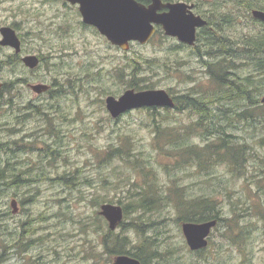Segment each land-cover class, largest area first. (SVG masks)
Wrapping results in <instances>:
<instances>
[{"label": "rangeland", "instance_id": "1", "mask_svg": "<svg viewBox=\"0 0 264 264\" xmlns=\"http://www.w3.org/2000/svg\"><path fill=\"white\" fill-rule=\"evenodd\" d=\"M171 2L194 4L195 12L208 21L217 19L208 14L213 0ZM236 10L230 2L219 10L232 11L231 24L216 34L231 47L212 50L198 36L199 54L180 48L160 29L147 44L133 43L124 51L85 25L77 8L63 1L0 0V29H16L23 38V55L41 59L31 70L19 60L9 63L11 50L0 46V79L8 89L0 97V264H113L110 251L115 241L131 253L146 241L158 253L148 264H264V215H256L264 213V147L259 145L264 136V119L259 116L264 110L256 113L255 123L245 111V105L253 108L248 101L215 98L209 106L211 128L223 129L246 153L241 170L213 161L204 169L173 165L174 157L167 152L176 155L175 143L184 139L199 147L217 143L216 134L202 137L210 127L193 132L184 125L190 122L187 114L168 111H132L116 120L105 105L107 97L119 98L132 89V78L143 81L144 89H194L206 95L211 86L206 63L264 31L262 23L251 19L250 9ZM236 67L228 79L238 85L253 76L249 86L253 91L255 83L261 101L263 77H256L251 66L236 62ZM175 68L181 70L174 74ZM11 78L14 86L8 87ZM38 84L50 85V94L36 97L30 85ZM6 96L10 104L4 102ZM28 103L45 105V117L37 112L32 117L26 111ZM224 109L231 114L227 120ZM154 126L167 129L168 141L155 140ZM21 127L40 130L41 151L21 158L17 148L10 152L9 144L16 143ZM10 156L20 160L15 167ZM28 169L29 176L42 180L37 184L40 191L37 186L28 190L9 185V179ZM174 186L190 198L204 194L216 199L221 220L202 251H190L186 244L171 195ZM142 194L150 201L159 196L158 209H139ZM15 198L26 202L17 206V213L10 206ZM104 204L129 206L122 221L128 225L110 231L98 214ZM135 225L141 226L140 232Z\"/></svg>", "mask_w": 264, "mask_h": 264}, {"label": "trees", "instance_id": "2", "mask_svg": "<svg viewBox=\"0 0 264 264\" xmlns=\"http://www.w3.org/2000/svg\"><path fill=\"white\" fill-rule=\"evenodd\" d=\"M137 1L140 2V0ZM163 1L171 2V0H163ZM227 2H230L235 6V8L237 9L236 12L242 8H244L245 10L248 9L251 10L255 8L264 11V2L262 0H213V3L210 4V9L208 11V14L210 15V17H216L217 19L213 18L212 22L209 21L207 27L202 28L200 33V36L203 38L202 42L205 43V45L208 48H213L221 45L222 46L224 45L226 47L232 46L229 45L230 42L227 41L226 39L221 38L220 36L219 37L216 36L219 30L224 29L226 26H229L231 24L232 11L225 13L219 12L222 5ZM261 25L264 26L263 23ZM236 48L234 46L232 48H227L226 50L222 51L221 54L219 53L218 59L206 63L209 74L208 79L211 82V86L207 87V92H206L207 97L205 96L206 109H207L205 114L207 121L206 127H210V128H207V130H205V133L202 135V137L206 136L208 139V136L210 134L213 135L216 134L215 136L219 139L218 142L207 143L204 147L193 146L191 144L188 145L186 139L175 143V148L177 149L178 153L172 156L173 153L167 152V156H171V158L174 157L173 165H175V162L186 165L195 164L197 167L205 169L213 161L215 163H220V164H229L236 170H241V163L243 157L245 156L246 150L243 147L241 146L238 147V145L234 144L230 140L231 137L227 135V133L223 129L220 132L218 128H211L213 123L211 121L212 117L209 106L214 102L215 98H219V97L224 98L222 99V101H228L231 100V98L243 102L248 101L249 104L253 106L252 108L253 111L252 109L248 108V106L250 105H245L246 107L245 111L246 113L248 110L250 111V115L248 118L253 116L255 118V123H256V119H257L256 113H258L260 110H264V105L261 104L260 102L259 95L261 94V92L259 91V88L255 85V83H253V87H255L256 89L253 88V90L256 91H253L252 93V90L250 89L249 85L252 82L251 79H254V77L251 75L245 77L243 80H240L241 84H239L238 85L239 87H237V85L233 82L234 80L228 79L227 75H230V71L237 68L236 62H238L242 64H247V66H251L255 76L263 77L260 80L264 81V31L263 33L260 32L254 35L253 37H246L241 44L236 46ZM218 60L219 62L217 63ZM220 63L221 65L216 67L217 64ZM142 83L143 81L141 80L135 81L134 78L129 80V86L132 89H138V90L143 89L141 85ZM260 86L264 89L263 85ZM3 92L8 93L7 83L3 84V88L0 92V97L2 96ZM4 102L6 104L11 103L10 100H7V96ZM189 104L191 107H194V110L196 112H198L197 104H194L193 102ZM223 113H225L224 119L227 120L228 118L231 117V114L227 112V110L224 109ZM238 116L243 119L247 118V116L243 115L242 113H238ZM259 117L264 119V111L262 116ZM154 128H155L154 132L156 133V138H155L156 141H158L159 137H164L168 141L169 134L167 133V129H165L164 126L163 127L154 126ZM201 128H202L201 124H197V126L190 127V129H192L193 132H197ZM259 145L264 147V136H262L259 139ZM171 195L174 198L173 203L177 210V219L179 222L201 223L210 220H217L219 222L221 220L219 218V211L217 209L216 199H214L212 195L202 194L190 198L187 194H185L184 189L175 186L171 190ZM167 198L169 197L167 196ZM160 201L161 199L159 196L155 195V199L150 201L148 199V195L145 196L144 194H142L136 206L139 209H141L143 212L149 211L151 209L155 211L158 209L157 205L160 203ZM128 208L129 206L127 205H124L122 207L124 217L128 213ZM256 215L263 216L264 213L259 212ZM127 225L128 223L126 222L120 223V227L122 228H124ZM135 226L137 228V231L140 232L141 226L140 225H135ZM109 238L110 240H112V237ZM128 253L131 252L122 251V244L119 241L114 242L112 249L110 251V254L112 256H117L120 254L127 255ZM154 254H157L156 251H153L151 245L146 243L145 241V243L141 244L139 246V249H137V251L133 253V256L140 258L144 262L148 257L153 256Z\"/></svg>", "mask_w": 264, "mask_h": 264}, {"label": "water", "instance_id": "3", "mask_svg": "<svg viewBox=\"0 0 264 264\" xmlns=\"http://www.w3.org/2000/svg\"><path fill=\"white\" fill-rule=\"evenodd\" d=\"M77 5L82 22L96 28L112 45L128 51L131 43L146 44L160 26L166 36L175 37L181 42L193 46L196 31L207 26L208 22L192 10L193 4L184 2L164 3L161 0H147L144 6L136 0H64ZM166 11L161 12V10ZM251 16L264 23V11L252 9ZM1 46H11L19 51V41L9 27L0 29ZM23 64L29 69L38 66L35 56L23 58ZM2 83L0 82V90ZM34 93L40 94L48 89L45 84L31 85ZM264 105V96L261 99ZM106 110L116 119L127 111L143 107H172L173 103L165 90L125 91L119 98L109 96L105 100ZM11 207L15 213V204ZM107 223L110 231H115L123 219V210L119 205L104 204L98 213ZM217 225V220L202 223H182L181 230L190 251L196 252L207 248L209 236ZM113 264H140L137 259L127 256L117 257Z\"/></svg>", "mask_w": 264, "mask_h": 264}, {"label": "flooded vegetation", "instance_id": "4", "mask_svg": "<svg viewBox=\"0 0 264 264\" xmlns=\"http://www.w3.org/2000/svg\"><path fill=\"white\" fill-rule=\"evenodd\" d=\"M60 1H63V3H65L66 5L69 4L68 2H66L64 0H60ZM137 2H139V1H137ZM139 3H141L144 6H148L150 4V2L147 1V0H140ZM71 6L76 7L77 10H78V6L77 5H71ZM163 11H166V9L161 10V12H163ZM195 11L196 10L194 8L193 13L198 15L197 12H195ZM3 27H9V26H3ZM9 28H11V27H9ZM11 29L15 32V34H16V36L18 38L19 51L16 52V49L14 47H11V46H1L0 45L2 48H7V49L11 50V52H12L11 55L7 58L8 62L12 63V62H14L16 60H19L21 63H23V61H22L23 58H25L27 56H35V55H23V38L20 36V34L17 32L16 29H13V28H11ZM158 30H160V28L156 27L155 34L157 33ZM199 33H201V29H198L196 31V42L198 41V36H200ZM0 38H1V35H0ZM172 39L177 42V44L179 45L180 48H185V49H190V50H195L196 49V51L199 54H201L199 52V47H197L196 43L193 46H191V45H188L187 43L181 42L180 40H178L176 38H172ZM114 47H116V46H114ZM35 57H37V56H35ZM38 60H39V65H38V67H39L40 64H41V59L38 58ZM175 64H177V63L172 64L169 69L172 70L174 68ZM38 67H36V68H38ZM36 68H34V69H36ZM34 69H31V70H34ZM180 70H181V68H175L173 73L177 74V71L179 72ZM13 74L15 75V72H13ZM13 79L14 78H11L10 79L11 82H8V87H11V86L13 87L14 86ZM0 82H2L1 79H0ZM48 87L49 88L45 92H42L40 94H36L35 93L36 94L35 96L37 97V96L50 94L52 87L50 85ZM145 88L146 89L143 88L144 90H142V89H140V90L131 89V90H133L135 92L145 91V90H153V89H149L148 87H145ZM166 92H167L168 96L170 97V99L172 100V103H173L172 107H168V108L167 107H143V108H136V109H133V110L125 112L124 114H122L121 116L116 118V120L119 119L120 117L132 112V111H141L142 110V111H145V112L147 111V112H150V113L168 111L170 113H175V114H179V113L187 114V117L190 119V122L184 123L185 126H197V124H201L202 126L206 125L207 121H206L205 112H206L207 109H206V97H205L206 95L205 94H196V93H194V89L193 90H187L186 92H182V93H178L177 91H173V90H169V91H166ZM114 98H116V97H114ZM191 102H193L194 104H197L198 112H196L194 110V107L190 106L189 103H191ZM25 107H26V111L32 113V117L36 116L35 112H37L39 114V116L45 117V114L43 113V110H45V107H46L45 105L28 103ZM18 117H20V116H18ZM112 119H114V118H112ZM16 135H18V137L15 138L16 143L11 142V144H9V148L12 149V151H10L11 153L14 154V150H15L14 148H17L19 150V153H20L19 157L21 158V157H23L25 155L35 154L36 151H38V150L39 151L42 150V147L39 146L40 144L43 143L40 140V130L39 129H36V130H33V131H29L27 129H22V127H21L19 129V131L16 133ZM9 161H10V165H13L15 167V165L17 163H19L20 160L16 161L14 158H12L10 156ZM29 171H30V169L24 171L23 173L20 172V174H16L13 177V179H11V180L9 179V182H10L9 185H12L11 187L15 186V188L24 187V188H26L28 190L30 188L29 187L30 185L33 186V187L37 186V184H39L42 180L40 181V178H36L37 176H35V174H34V176H29V174H30ZM26 173L28 174L29 177H32L33 179L26 177V175H25ZM59 177L60 176L55 178L53 181H55ZM9 185H7V186H9ZM37 190H39V186H37ZM12 202L15 204L16 213L19 212L17 206H24V204L26 203V202L18 201L17 198L12 199L11 203ZM10 206H11V204H10ZM12 210H13V208H12ZM108 237H112L111 234H109ZM117 237H119V236H117ZM137 249H139V246L136 248V251H137ZM119 256H127V257H130V258L137 259L140 262V264H148L147 260L149 259V257H148L143 262L140 258L133 256V253H128L127 255L126 254H120V255L114 256L113 262ZM153 256H150V257L158 258V253L154 254Z\"/></svg>", "mask_w": 264, "mask_h": 264}, {"label": "bare ground", "instance_id": "5", "mask_svg": "<svg viewBox=\"0 0 264 264\" xmlns=\"http://www.w3.org/2000/svg\"><path fill=\"white\" fill-rule=\"evenodd\" d=\"M247 41V40H246ZM236 42V41H235ZM220 43V42H219ZM226 43V42H225ZM229 43V42H228ZM221 45V44H220ZM235 45V44H234ZM215 46V45H214ZM222 46V45H221ZM224 46V45H223ZM235 47V46H234ZM221 48V47H220ZM212 50H213V48H212ZM220 51V50H219ZM220 53V52H219ZM240 53V52H239ZM214 53H212V55H213ZM242 54V53H241ZM216 55V54H215ZM224 55V54H223ZM218 56V55H217ZM217 56H215V57H217ZM213 59V58H212ZM243 59V58H242ZM219 62V60L217 61V63ZM221 62V61H220ZM229 62V61H228ZM222 64H223V62H222ZM227 64V63H226ZM232 64V63H231ZM240 64H242V63H240ZM219 65H221V63L220 64H217V66L216 67H218ZM245 65H247V64H245ZM241 66V65H240ZM240 66H238V67H240ZM254 66V65H253ZM242 67H244V66H242ZM252 72H254V71H252ZM227 78V77H226ZM235 78V77H234ZM235 81V80H234ZM233 81V82H234ZM236 81H238V80H236ZM235 83V82H234ZM241 84V83H240ZM237 85V84H236ZM239 85V84H238ZM237 85V87H239ZM232 87V86H231ZM242 87V86H241ZM253 88H255V87H253ZM256 89V88H255ZM252 90V89H251ZM253 91H256V90H253ZM253 91H252V93H253ZM252 111H253V109H252Z\"/></svg>", "mask_w": 264, "mask_h": 264}]
</instances>
